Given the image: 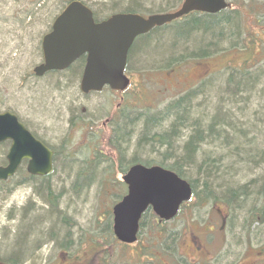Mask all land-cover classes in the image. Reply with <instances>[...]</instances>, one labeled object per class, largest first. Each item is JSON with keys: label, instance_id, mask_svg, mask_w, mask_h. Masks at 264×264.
I'll use <instances>...</instances> for the list:
<instances>
[{"label": "rangeland", "instance_id": "1", "mask_svg": "<svg viewBox=\"0 0 264 264\" xmlns=\"http://www.w3.org/2000/svg\"><path fill=\"white\" fill-rule=\"evenodd\" d=\"M63 1L0 0V113L12 112L29 131L43 138L58 152L55 170L44 183L48 184L54 195H58L56 209L60 213L50 221L45 220L47 213L42 196H48L49 191L38 189L44 183L27 182L23 170L9 182L0 183V263L9 264V260L15 259L18 264H101L99 261L103 255L98 259L96 257L101 254L100 244L104 242L109 247L105 264H152V259L156 264H166L167 261L168 264H185L181 247L177 250V247L165 246L174 245V239L180 237L179 233L185 227L195 225L200 230L213 228L216 218L226 214L222 235L215 237L216 241L219 239L221 247H215V261L212 264H240L246 258L263 264L259 251L263 249L264 226L260 224L248 228L245 214L250 208L247 204L241 206L242 209L236 206L234 212L222 199L214 203L208 201L198 207L195 197L182 208L173 222L163 226L155 223L148 226V216L140 243L148 240L142 251L139 247H120L113 236L107 235V226L112 225V207L127 191L121 180L119 182L122 185L118 181H112L110 185L106 183L113 178L110 165L100 161L96 168L99 173L95 174V178L94 173L86 175L84 180L78 175L80 171L89 168L88 162L94 161L92 142L111 137L94 135L103 122L106 108L119 105L123 112L130 113V118L138 114L154 117L173 101L186 95V92L197 88V85L212 81L214 84L193 103L196 106L202 105L200 114L211 116L216 113V107L217 111L231 115L232 122L228 124L234 127L230 136L235 142L229 146L232 148L228 149L230 152L215 143L200 146L198 165L201 170H207L213 163L221 172L233 168L226 176L230 177V183L236 190L244 187L246 192L253 194L258 186L261 193L264 181V4L258 17L262 28L258 38H249L238 51L231 50L221 56L217 55L222 52L217 51L219 48L223 51L226 44L222 43L220 47L219 41L215 39L208 46L201 40L199 31L196 35L191 33L197 26L201 30L208 27L215 30L217 27L213 24L214 20L199 24L190 22L187 25L177 21L168 24L170 26L158 28L161 31L159 35L146 40L132 53L127 69L132 86L121 101L108 91L83 97L79 89H76L80 81L78 74L74 78H70L68 72L48 74L43 78L33 75V69L42 62L39 43L51 19L63 8ZM83 1L102 11L98 14L100 19L117 13H129V8H135L138 4V13L148 16L175 12L183 3V0H137L138 4L132 3L134 0ZM228 1L234 4L235 10L237 1L241 0ZM245 16L246 13L240 11L233 25L243 23L240 20ZM251 18L248 14L245 24L258 27L255 19ZM180 51L183 53L180 54ZM182 61L185 67H181ZM226 66L241 74H246L248 71L244 70L249 68V72H258V75L254 84L248 85V93L238 94V97L232 98V102L223 104L222 100L229 98L226 95L229 88L226 84L227 72L223 70ZM84 109L87 112L82 115ZM199 112L191 118H199ZM85 122L92 125L93 130L85 131ZM166 122L164 119L160 123L162 128H167ZM137 129L133 127L130 145L126 146L128 150L125 157L128 163L137 152L140 138ZM182 137L175 141L176 146L183 144L187 134L183 133ZM240 147L253 151L251 159L256 157L253 159L254 166H245L244 160L238 163V159L232 158L229 161L225 158L231 156L232 151L237 152ZM9 148L10 143L0 145V166L5 165ZM140 156L149 160L159 159L158 155L149 150ZM126 165L123 164V168ZM93 178L95 180L87 188L85 185ZM217 184L213 183L214 186ZM197 192H200L199 188ZM227 197L233 204L238 203L236 196ZM61 216L67 219L66 224L60 222L63 220ZM151 226L154 228L151 235L162 231L169 235V239L160 244L164 246L154 247L159 237L156 234L152 240L148 237ZM67 242L70 243L69 247L60 246Z\"/></svg>", "mask_w": 264, "mask_h": 264}, {"label": "water", "instance_id": "2", "mask_svg": "<svg viewBox=\"0 0 264 264\" xmlns=\"http://www.w3.org/2000/svg\"><path fill=\"white\" fill-rule=\"evenodd\" d=\"M228 7L225 0H185L174 13L149 17L122 13L95 23L86 6L72 2L43 38V64L34 69V74L42 77L48 72L65 71L87 55L80 84L82 93L100 92L105 86L124 91L129 85L124 74L128 54L139 36L192 12L212 15ZM6 141H11L12 146L6 157L8 165L0 167V180L12 178L23 160L30 161L31 175L46 177L52 173V153L9 112L0 114V144ZM122 181L127 185V195L113 207V232L121 243L128 245L137 241L139 221L149 208L168 221L192 197L188 182L159 166L133 165Z\"/></svg>", "mask_w": 264, "mask_h": 264}, {"label": "trees", "instance_id": "3", "mask_svg": "<svg viewBox=\"0 0 264 264\" xmlns=\"http://www.w3.org/2000/svg\"><path fill=\"white\" fill-rule=\"evenodd\" d=\"M69 1L72 0H64L63 5L65 3H68ZM132 3L138 4L137 0H134ZM262 4H264V0H241V1H237V8L236 11L234 12L233 11H230L228 13L222 12L218 16L193 13L183 18V20H181L180 22L183 21L182 25H187V23L190 22L199 24L201 22H209L210 20H214L215 22L213 24H215L216 25L215 27H217L215 30H213L212 27H208L206 30L205 29L201 30L199 26H197L192 29L191 33L193 35H196L197 33L199 34L200 32L201 40H203L205 44H207L208 46L212 45V42L215 39L219 41L220 47L222 46V43L226 44V48L223 51L219 50L220 48L218 49L219 50L218 52H222V53L217 56H221V55H225L231 50L238 51L239 47L237 46H238V42L240 41H242L243 43L249 38H253V39L258 38V35L262 30L261 26L259 25L261 19L258 18L261 15L260 9ZM85 5L87 4L85 3ZM138 6L139 4L135 8L130 7L129 8L130 11L128 10V12L138 13L139 11V8H137ZM89 8L93 11L94 18L96 21L102 20L98 17L99 16L98 14H100L102 11L100 12L98 11V9H94L91 6H89ZM240 11H244L246 13V16L243 19L245 26L241 29V31H238L237 29H239V25L235 26L233 25L232 22L233 20H235L236 16L240 13ZM248 14H250V17L255 19V23L258 24V27H256L257 25L249 27L247 24H245V20L247 19ZM160 32L161 31H159V29H155L150 33L151 36L150 34H148L142 37L141 41L139 39L138 41L135 42L129 53L128 66L132 53L136 51L137 47H139V45H141L143 42L150 39L151 37L153 38L159 35ZM153 33L155 34L153 35ZM243 35L245 37L242 38ZM182 53L183 51H180V54ZM80 65L81 62H78L74 67H72V69L67 71L69 73L70 78H74L76 76ZM230 70L231 71L227 72L226 74L227 76L226 84H228L229 87L228 93L226 95H228L229 98L227 97L223 99L222 100L223 104L227 102H232V98L238 97L240 94L248 93L247 88H249L252 84H254L258 75V72L254 74H247V73L241 74L233 69ZM53 74L56 73H51V75ZM212 84H214L212 81H207L206 83L197 85V88L192 89L189 92H186L187 93L186 95L181 96L179 99L173 101L170 105H168L164 109L162 113L154 117L142 115V114L134 115V117L132 118H130L131 115L123 116L121 118V121H117L114 124V131L112 132L113 137L111 136L110 138H105L99 141L92 142L93 151H94L93 152L94 161L92 160L91 162H88L89 168H87V170L80 171L78 177H80L81 180H84L87 176L94 173V178H95L96 176L95 174L98 172L96 171V168L100 161L102 162L108 161L107 163L110 165L109 166L110 170H113V172L111 173L113 174V178L106 181V183L108 184L111 183L112 181L119 182L118 178L120 174L125 173L127 171L126 167L129 164L141 163L144 165H160L164 168L173 171L180 178L188 181L193 189L194 198L199 197V199L201 200H206L208 196L215 194L217 191H220L219 195H221L223 198H226V200L228 199V201L232 203V201L229 200L227 195L236 196L238 198L237 201L238 203L234 204L235 208L237 206L238 209H242V207L245 204H247V206L249 205L250 211L245 214V221L247 225L250 226L251 224L256 223L258 218L262 217V214L264 213V203L263 202L260 203L259 205L260 211L257 212V214H255L257 210L254 201H257L256 199L258 198L259 195L264 196V181L262 182L261 193L259 192V187L256 186L253 194H249L248 192H246V189L244 187H242L239 190H236L237 188H235L234 185L230 183L231 182L230 177L228 175L226 176V174L228 171L232 172L234 170L232 167H231L232 169L228 168L226 172H221L216 168L217 166L213 163H211L212 167H210L207 170H201V166L198 165L199 162L198 155L200 154V153L198 154V152H200V146L215 143L216 146H218L219 148L220 147L224 149L227 148L226 149L227 152H230L228 151V149L232 150V148H230L229 146L235 142V140L230 136L231 134L230 131L233 132L234 127L228 124L229 122H232L231 115L229 116L228 113L223 114L221 113V111L219 110L217 111L216 107H215L216 113L215 114L213 113L211 116H207V114L205 113L200 114L199 110L202 109V105L197 104L196 106L193 103L196 100V98L204 94L207 88H209V86H211ZM249 84L250 86H248ZM194 109L196 110L195 112ZM197 112H199L198 114L200 115V117L197 119L191 118L192 116L196 115ZM164 119H166L168 122L167 128H162V126L160 125V123ZM134 126L139 128V130L138 129L137 130L140 138L137 143V152L135 153L134 156H132V161L128 163L125 157V153L128 150V147L126 146L130 144L132 134L134 133V131L132 130ZM183 133L187 134V137H185V141L184 142L182 141L183 143L182 145L176 146L175 141L181 140L183 138L182 137ZM145 150H149L150 152L158 155L159 159L149 160V159H143V157L141 158L140 155ZM237 150H238L237 152L232 151V153H230L232 155L225 158L229 161H231L232 158L238 159V163H240L241 160H244L243 164L245 166L249 167V164L251 166H254L253 159H256V157L251 159V157H253V151H249L246 148L243 149L242 147H240ZM206 155L207 154L205 153V156ZM204 157H202V159H204ZM123 164H127V165L123 168ZM82 166H84V164ZM106 175L107 174H105V176ZM108 176L109 175H107V177ZM92 180L91 182L85 185L87 188L90 187L89 185L90 183H92ZM214 182L218 183L216 185L217 187L213 185ZM44 184H40L41 187H39L38 189L39 190L46 189L49 191V195L46 196V194L45 195L43 194L42 198L50 206V211L46 212L47 217L45 218V220L50 221L49 219L51 217L48 216L52 215L54 217V216H59L60 214L56 209V204H58L57 202L58 195L57 196L54 195L50 191L48 184L45 185ZM198 188L200 189V192H197ZM241 198L245 199L244 202L240 200ZM246 200H248L249 202ZM61 217L63 218V220H61L60 222H62V224L63 223L66 224L67 219L63 216ZM107 235L112 236L111 227L109 225L107 226ZM66 245L69 247L70 243L67 242ZM100 245L102 246L101 247L102 252L96 258L98 259V257H101L103 255L99 262L101 264H105L106 263L105 256L107 251L109 250L108 249L109 247H106V243L104 242H102V244ZM9 264H18V263L17 260L14 259V260H9Z\"/></svg>", "mask_w": 264, "mask_h": 264}, {"label": "flooded vegetation", "instance_id": "4", "mask_svg": "<svg viewBox=\"0 0 264 264\" xmlns=\"http://www.w3.org/2000/svg\"><path fill=\"white\" fill-rule=\"evenodd\" d=\"M81 62V65L78 69V72L77 74L80 76V80H81V77H82V74H83V70L85 68V64H86V59L83 58L81 60H79ZM78 63V62H77ZM76 63V64H77ZM75 64V65H76ZM74 65V66H75ZM74 66H71L70 69H72V67ZM69 69V70H70ZM79 89V92L80 94L87 98V97H90L91 95H100L102 94L103 92H105L106 90H109V89H104L102 93H94V92H91L89 94H82L81 93V90H80V81H79V85L76 87V89ZM111 94L114 95V96H118L120 98V100L122 101L123 100V97H122V94H119L117 92H112L110 90ZM82 115H85L87 110L84 109L82 110ZM130 114L129 112L126 113V112H123L121 109H120V106L119 105H112V108L110 109L109 107L106 108V111H105V115H104V119H103V122L101 124V126L99 127L98 131L96 130L94 132V135L95 136H112V132L114 131V124L117 122V121H120V118L124 115H128ZM85 127H84V130H93V127L92 125H88L89 123L88 122H85ZM71 125L73 126V123H71ZM26 128L29 130V128L26 126ZM32 136L39 142H41L49 151H51L53 153L52 155V166H53V172L55 170V166H56V162H57V158H58V152L56 151L55 147L50 145L48 142H46L43 138H41L40 136H38L36 133L34 132H31ZM28 168H29V161H24L22 164H21V169L25 172V180L29 183H44L46 181L49 180L50 176L48 177H38V176H30L28 174ZM186 206V205H185ZM183 206V208L185 207ZM217 212L219 214H221V211L217 209ZM150 217V220L148 223V226L149 225H152L153 223H155L156 225H159V226H163L164 224H167L169 222H160L156 216H154V214L152 213H149L146 217L144 216L140 222V228H141V231H143V228L146 227L145 225H147L146 223V218L147 217ZM178 218V216L170 221V222H173L175 221L176 219ZM217 222H215V225L213 228H206V229H203V230H200L198 229L197 227H195V225H189L187 227H185L184 229H182L179 233V238L178 239H174L173 243L174 245H170V246H165V247H177V250L179 249V247L182 248L183 250V255H184V260H185V264H212L213 261H215V256H214V249L215 247H221V243L219 242V239L216 241V238L217 236H221L222 235V229H224V225L226 223V218H225V215L224 216H221L219 215L217 218ZM153 226L150 227V230H149V235L148 237L150 236V239H154V235L156 233H154L153 235H151V233L153 231ZM140 231V233H141ZM172 231V230H171ZM200 231H202L200 233ZM139 233V236H138V242L134 245H123L121 244L122 247H139V249L143 250L144 249V243L148 240V238L146 239V241L143 243H140L141 241V235ZM160 234V236H159ZM158 235V242L156 244H154V247H161V246H164V245H160L161 243L167 241L169 239V235H166L162 232L156 234ZM174 235V234H173ZM221 239V238H220ZM231 247V246H230ZM263 249L261 250V255H262V263L264 264V243L262 245ZM160 255V254H159ZM166 264H168L169 262H165ZM161 264H164V263H161ZM240 264H257L256 260H248L246 259L245 261H243L242 263Z\"/></svg>", "mask_w": 264, "mask_h": 264}, {"label": "bare ground", "instance_id": "5", "mask_svg": "<svg viewBox=\"0 0 264 264\" xmlns=\"http://www.w3.org/2000/svg\"><path fill=\"white\" fill-rule=\"evenodd\" d=\"M228 1V0H227ZM72 2H80V3H83V4H85L86 2L85 1H83V0H72V1H69L68 3H65L64 5H63V3L64 2H62V6H63V8H61L60 9V12L56 15V16H54L52 19H51V24L50 25H48L47 26V32L43 35V37H42V39H41V41H40V43H39V45H40V47H42V41H43V38L45 37V36H47L51 31H52V27H53V24L55 23V21H56V19L62 14V12L66 9V7L69 5V4H71ZM87 4V3H86ZM88 5V4H87ZM228 5H229V7L227 8V9H225L224 11H222V12H226V13H228V12H230V11H236V9L235 10H233V6H234V4L232 3V2H230V1H228ZM222 12H220V13H218V14H216L215 16H218V15H220ZM239 15V14H238ZM237 15V16H238ZM212 16H214V15H212ZM236 16V17H237ZM236 19V18H235ZM240 21H242L243 23H244V21H243V18L240 20ZM243 23H240L239 25H240V27H241V29L244 27V24ZM240 29V28H239ZM241 29L240 30H238V31H241ZM244 43V42H243ZM243 43H242V41H241V43L240 44H238V46L237 47H243ZM219 50H221V49H219ZM218 50V51H219ZM218 51H217V53H218ZM183 66H181V67H185L184 66V62L182 61V62H180ZM254 64V63H253ZM252 64V65H253ZM223 70H225L226 72H229V71H231L230 70V68H228L227 66L226 67H224L223 68ZM244 71H248L247 72V74H252L251 72H249V68H247L246 70H244ZM124 116H128V115H124ZM123 117V116H122ZM121 117V118H122ZM121 118H120V121H121ZM112 137H113V135H112ZM130 145V144H129ZM128 145V146H129ZM105 161H107V160H105ZM108 162V161H107ZM93 180H95V179H93ZM93 180H92V182H93ZM7 193H9V192H7ZM219 193L220 192H216L215 194H213V195H210V196H208L207 197V199L206 200H201V199H199V197H197V200H198V207H201V206H203L204 204H207L208 203V201H210V202H218L220 199H222V200H224V201H226V202H224L225 204H228V206L230 207V209L232 208V210L235 212V207H234V204L233 203H231V202H229L228 201V199L226 200V198H223L221 195H219ZM242 195V194H241ZM254 197V196H253ZM5 198H9V196L8 197H5ZM255 198V197H254ZM242 202H244V198H241L240 199ZM257 201H254V204H255V206H256V213L255 214H257V212H259L260 211V208H259V205H260V203H264V196H262V195H259L258 196V198L256 199ZM246 201H248V200H246ZM250 201H251V198H250ZM249 202V201H248ZM44 209H45V212H48V211H50V206L45 202L44 203ZM250 210H247L246 211V213H248ZM244 212V211H243ZM235 214V213H234ZM48 217H53L52 215L51 216H48ZM51 218L49 219V220H51ZM262 219V220H261ZM245 223H246V221H245ZM260 224H262L263 226H264V213L262 214V217H260V218H258V220H257V222L256 223H253V224H251L250 226H248L247 225V223H246V225L248 226V228H252L253 226H255V225H257V226H259ZM61 247H68L67 245H66V243H64V244H62V245H60ZM260 254V253H259ZM262 256V255H261ZM152 264H156V262H155V260L154 259H152V262H151Z\"/></svg>", "mask_w": 264, "mask_h": 264}]
</instances>
